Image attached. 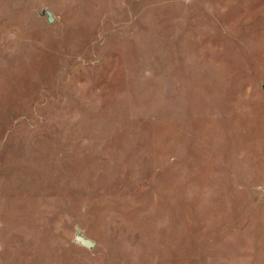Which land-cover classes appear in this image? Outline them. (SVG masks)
I'll return each mask as SVG.
<instances>
[{
  "label": "rangeland",
  "instance_id": "374dc122",
  "mask_svg": "<svg viewBox=\"0 0 264 264\" xmlns=\"http://www.w3.org/2000/svg\"><path fill=\"white\" fill-rule=\"evenodd\" d=\"M0 264H264V0H0Z\"/></svg>",
  "mask_w": 264,
  "mask_h": 264
}]
</instances>
